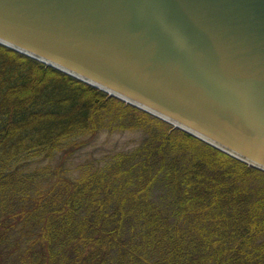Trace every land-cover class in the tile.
Listing matches in <instances>:
<instances>
[{"label":"trees","instance_id":"obj_1","mask_svg":"<svg viewBox=\"0 0 264 264\" xmlns=\"http://www.w3.org/2000/svg\"><path fill=\"white\" fill-rule=\"evenodd\" d=\"M0 264H264V171L0 44Z\"/></svg>","mask_w":264,"mask_h":264},{"label":"water","instance_id":"obj_2","mask_svg":"<svg viewBox=\"0 0 264 264\" xmlns=\"http://www.w3.org/2000/svg\"><path fill=\"white\" fill-rule=\"evenodd\" d=\"M0 43L264 170V0H0Z\"/></svg>","mask_w":264,"mask_h":264},{"label":"rangeland","instance_id":"obj_3","mask_svg":"<svg viewBox=\"0 0 264 264\" xmlns=\"http://www.w3.org/2000/svg\"><path fill=\"white\" fill-rule=\"evenodd\" d=\"M141 137L142 134L139 131L101 132L89 141L87 147L77 152L69 161L71 173L77 174L76 168L84 162L94 161L99 163L112 152L128 150L136 146ZM55 162H58V160Z\"/></svg>","mask_w":264,"mask_h":264}]
</instances>
